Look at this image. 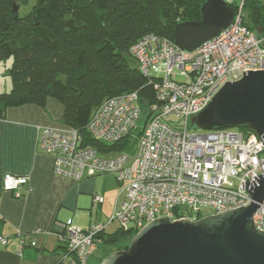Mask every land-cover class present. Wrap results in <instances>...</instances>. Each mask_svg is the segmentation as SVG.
Masks as SVG:
<instances>
[{"label":"built area","instance_id":"obj_1","mask_svg":"<svg viewBox=\"0 0 264 264\" xmlns=\"http://www.w3.org/2000/svg\"><path fill=\"white\" fill-rule=\"evenodd\" d=\"M223 1L234 7L231 23L192 51L154 34L130 46L158 102L143 108L137 92L104 100L86 126L100 148L82 145L74 128L40 129L38 148L53 153L55 174L75 182L94 174H113L120 186L106 222L95 219L87 229L66 228L59 264H88L112 223L137 233L164 216L172 221L196 220L205 209L219 214L250 204L245 180L264 174L262 141L247 129L189 130L190 114L201 110L226 81L239 80L243 70H264V34L257 35L242 24L246 0ZM258 2L264 8V0ZM157 64L165 65L161 77L149 72ZM133 131L137 134L132 144L122 150L111 148ZM27 181L5 174L1 186L19 195L17 189ZM102 201L100 194H94V206ZM253 223L264 230V201ZM7 239L1 235L0 243L6 245ZM29 244L35 246L34 241ZM23 245L20 240V248Z\"/></svg>","mask_w":264,"mask_h":264},{"label":"trees","instance_id":"obj_2","mask_svg":"<svg viewBox=\"0 0 264 264\" xmlns=\"http://www.w3.org/2000/svg\"><path fill=\"white\" fill-rule=\"evenodd\" d=\"M205 1L35 0L21 12L28 0H0V60L11 58L3 72L11 87L0 92V118L9 107H43L52 97L64 107L63 123L77 130L82 145L100 148L86 126L104 100L137 92L143 108L158 102L130 46L147 34L174 41V26L200 20ZM13 4L19 7L17 13ZM242 24L251 31L264 27V8L258 0L245 1ZM136 134L131 132L111 148L122 150ZM135 234L120 229L108 234L101 259L127 249L125 243Z\"/></svg>","mask_w":264,"mask_h":264},{"label":"water","instance_id":"obj_3","mask_svg":"<svg viewBox=\"0 0 264 264\" xmlns=\"http://www.w3.org/2000/svg\"><path fill=\"white\" fill-rule=\"evenodd\" d=\"M18 8L13 4L15 13ZM200 15L198 21L174 26L176 46L192 51L216 37L234 11L223 0H206ZM255 32L263 34L264 27ZM190 124L205 130L244 127L264 145V70H243L239 80L226 81L201 110L190 114ZM245 187L249 205L196 220L154 219L137 231L127 249L110 253L99 264H264V230L253 223L264 201V174L246 179Z\"/></svg>","mask_w":264,"mask_h":264},{"label":"crops","instance_id":"obj_4","mask_svg":"<svg viewBox=\"0 0 264 264\" xmlns=\"http://www.w3.org/2000/svg\"><path fill=\"white\" fill-rule=\"evenodd\" d=\"M63 113L62 104L48 97L43 107H9L0 118V236L8 238L6 245L0 243V264H59L64 253L61 236L66 235V228L87 229L95 219L101 220L112 211L119 189L113 174H94L75 182L55 174L53 153L39 150L40 129L66 127ZM5 174L27 178V184L17 189L19 195L2 189ZM107 177L113 181L106 190L101 179ZM94 194L103 198L97 206ZM113 232H105L100 238L90 264L100 262L99 246ZM20 240L24 241L21 248Z\"/></svg>","mask_w":264,"mask_h":264},{"label":"rangeland","instance_id":"obj_5","mask_svg":"<svg viewBox=\"0 0 264 264\" xmlns=\"http://www.w3.org/2000/svg\"><path fill=\"white\" fill-rule=\"evenodd\" d=\"M35 0H28V3L27 5H23L21 7V12H25L28 10V5L29 4H32ZM11 64V58H6V59H1L0 60V92H5V91H8L11 87V81H10V78L6 75L3 74L4 70L6 68L9 67V65ZM165 67L164 64H157V65H153L150 67V75L153 76V77H161L163 75V68ZM182 78L178 77L177 80H181ZM173 119V118H172ZM227 129H230V130H236L237 128H234V127H230V128H227ZM189 130L190 132H193V133H203L204 131H206L205 129H200V128H197V127H194V126H191L189 124ZM108 175H111V174H103V176H108ZM102 176V175H101ZM116 184L118 185V188H120L119 186V183L116 179V177L114 175H111ZM112 178L111 177H107L106 180L105 179H101V184L102 186L105 188L106 187V190L109 189L111 187V183H112ZM119 191V189H118ZM111 213V212H110ZM110 213L108 214V216L110 215ZM212 214L209 210H203V216H206V215H210ZM108 216H103V218L100 220V222H106L107 219H108ZM81 229H86V228H81ZM118 230L117 228V225L116 223H112L110 225H108L105 229L106 232H116ZM133 238V237H132ZM132 238H130V240H127V242L125 243L126 246H129ZM108 249V246H106L104 243H102L100 246H99V253L102 254V256H104V253H105V250ZM111 248H109L110 250ZM103 259V258H102ZM101 259V260H102ZM100 260V261H101ZM100 263V262H99ZM98 263V264H99ZM88 264H90V262L88 261Z\"/></svg>","mask_w":264,"mask_h":264}]
</instances>
